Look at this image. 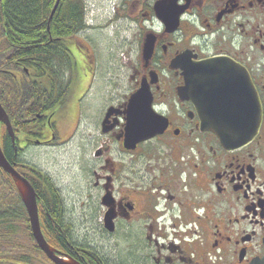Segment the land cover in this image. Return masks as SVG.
<instances>
[{
  "label": "flooded vegetation",
  "instance_id": "obj_1",
  "mask_svg": "<svg viewBox=\"0 0 264 264\" xmlns=\"http://www.w3.org/2000/svg\"><path fill=\"white\" fill-rule=\"evenodd\" d=\"M75 1L64 0L66 9ZM176 7L183 10L179 25L166 32L163 22L155 19L153 5L131 1L129 13L133 16H127L157 28L150 25L140 32L137 60L127 64L131 70L129 94L103 96L98 135L79 138L83 140L79 143L82 154L93 153L94 159L89 169H81L78 190L80 207L91 209L96 221L93 232L73 229L61 189L46 173H35L21 157L29 147L64 143H59L57 135L62 121L71 116L73 106L81 110L88 101L86 92L95 70L90 47L81 31L55 37L59 46L52 48L62 51L68 60L61 65L58 61L55 71L48 68L57 77L50 74L40 79L33 57L21 62L13 51H4L0 27V104L13 133L12 137L6 125L1 127V147L10 164L43 195L47 241L61 252L63 260L70 258L79 264H248L264 256V0H177ZM149 33L155 36V46L146 65L141 49ZM184 49L197 60L228 59L247 72L261 114L260 127L251 141L227 144L212 131L201 129L196 107L179 93L185 92L184 71L169 64ZM45 56L58 58L50 51ZM150 72H155L156 82L151 83ZM142 79L148 81L152 108L167 118L166 127L126 149L124 111ZM78 80L86 87L76 94L71 87L77 89ZM44 91H48L47 100ZM107 114L110 116L105 118ZM115 155L120 160L115 161ZM126 156H130L128 163L121 160ZM0 175V196L17 200L11 178L6 179L2 171ZM48 179L55 188L49 189ZM52 196L63 219L60 228L67 235L53 233V227L59 225L52 215ZM109 209L112 221L105 226ZM0 264L56 263L36 243L10 242L0 236Z\"/></svg>",
  "mask_w": 264,
  "mask_h": 264
},
{
  "label": "water",
  "instance_id": "obj_2",
  "mask_svg": "<svg viewBox=\"0 0 264 264\" xmlns=\"http://www.w3.org/2000/svg\"><path fill=\"white\" fill-rule=\"evenodd\" d=\"M2 0H0L1 2ZM60 0H56L50 12L49 19L53 18ZM177 0H158L153 5V11L160 22L165 25L166 32H172L179 25V15L182 9L176 7ZM155 36L146 34L142 41V60L147 65L153 56ZM170 67L181 68L185 74L184 94L182 100L189 99L198 111L200 127L203 131H212L224 143L240 144L251 141L260 127V106L251 89L247 72L236 68L231 60L223 58H205L197 60L189 50L177 54L170 61ZM235 71L239 72L235 74ZM151 83L156 82L155 72H150ZM211 85L214 88L211 89ZM186 93V94H185ZM126 115L125 147L133 149L138 142L156 136L165 130L167 118L152 108L150 87L146 79H142L140 89L129 97ZM107 114L105 118H108ZM6 125L12 136V127L8 116L0 104V125ZM13 137V136H12ZM0 169L11 178L15 189L23 201L27 212L30 231L40 250L56 264H79L67 258L61 259L55 248L46 241L38 206L41 199L32 185L9 163L4 156L0 145ZM110 209L104 215L105 226H109L112 217ZM248 264H264V256L253 259Z\"/></svg>",
  "mask_w": 264,
  "mask_h": 264
},
{
  "label": "rangeland",
  "instance_id": "obj_3",
  "mask_svg": "<svg viewBox=\"0 0 264 264\" xmlns=\"http://www.w3.org/2000/svg\"><path fill=\"white\" fill-rule=\"evenodd\" d=\"M79 1L82 7L83 5L84 8L85 5L87 6L86 15L90 25H92L80 34L83 36L84 39L82 40L85 41V44L90 47V53L95 59L94 74L90 76L91 85H89V90L86 92L88 101L81 110L73 106L70 109L71 116L68 118L69 120L62 121V126L58 129L59 134L56 133L58 136L60 135V139L57 138L56 140L59 139V143H64L49 147H29L21 157L27 164L46 173L61 189L67 208L66 218L68 222L74 225L73 229L81 232L82 229L88 231L90 229L93 232L96 221L93 220L91 209L80 207L78 199L81 195L78 190L79 183L82 187L81 169H89L93 165L94 159L93 153L87 154L85 152L86 156L82 154L80 144H83V140L80 141L79 138L81 135L86 138L87 135L92 133L95 136L98 135L97 120L102 115L103 96L108 97L113 92V95L122 98L124 95L129 94L131 70L127 64L131 63V60L133 63L137 60V41L140 32L141 34L144 31L146 32L150 25L154 28H157V26L151 22L148 23L146 20L142 23L131 19L130 16H133V14L129 13V10L130 3L133 0ZM141 1H145L149 6L154 4V0ZM128 14H130L129 17ZM111 15L113 16L111 17ZM85 78L88 86L89 77L85 76ZM62 82L68 83L66 81ZM85 87L86 85L78 80L77 89L71 87V90L79 94V91H83ZM86 124H89V127H86ZM71 135L74 138L69 140ZM114 159L117 161L120 160V157L116 156ZM121 160L128 163L130 156H126L125 159ZM85 188L86 186H84ZM13 198H11L13 200L12 204L16 208L18 205L15 201L17 200H15V197ZM24 229L22 226L19 229V241H23L28 245L35 244V241L29 235L30 232H26ZM76 232L75 230L74 234ZM101 243L106 245L104 240H101Z\"/></svg>",
  "mask_w": 264,
  "mask_h": 264
},
{
  "label": "trees",
  "instance_id": "obj_4",
  "mask_svg": "<svg viewBox=\"0 0 264 264\" xmlns=\"http://www.w3.org/2000/svg\"><path fill=\"white\" fill-rule=\"evenodd\" d=\"M54 2L55 0H2L0 2V27L4 38V51H13V54L17 55L21 62H24V60L32 61L31 57H33L36 61L35 68L40 79H46L50 74L55 76V73L49 71L48 68L55 71L58 61L61 65L68 60L62 51L52 48L59 46L57 41L53 39L55 37L66 38L86 28L83 24L82 4L79 0L72 4L70 10L66 9L64 0H61L53 18L49 19ZM49 42L53 43L50 47L48 46ZM48 51L53 55L58 54V58H46L45 55ZM47 94L48 91H44L45 96L43 99H46ZM42 97L40 95V98ZM35 173L40 174L41 172L35 170ZM47 185L49 189L51 187L55 188L49 179ZM50 193L53 194L52 191ZM38 194L42 198L43 195L40 192ZM52 197V215L56 219L55 223L59 225L56 228L53 227V233L56 236L67 235L69 232L60 228L61 225L64 226L62 224L63 219L60 215V209L55 203L56 198ZM0 198L3 211V215L0 216V236L2 239L5 241L10 240V242L12 239L19 240L21 226L25 228L26 232H30L29 235L32 238L29 221L21 201H17L18 206L15 208L12 206L11 200L6 201L3 196H0ZM42 216L43 212L41 214V227L47 238L45 229L49 230V227L45 220L48 222V219L45 218V214V220Z\"/></svg>",
  "mask_w": 264,
  "mask_h": 264
}]
</instances>
